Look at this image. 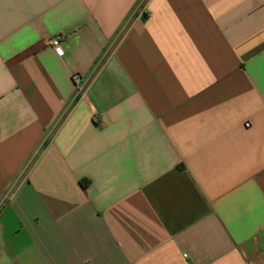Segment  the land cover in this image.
Listing matches in <instances>:
<instances>
[{
  "label": "crops",
  "instance_id": "obj_1",
  "mask_svg": "<svg viewBox=\"0 0 264 264\" xmlns=\"http://www.w3.org/2000/svg\"><path fill=\"white\" fill-rule=\"evenodd\" d=\"M0 264H264V0H0Z\"/></svg>",
  "mask_w": 264,
  "mask_h": 264
},
{
  "label": "built area",
  "instance_id": "obj_2",
  "mask_svg": "<svg viewBox=\"0 0 264 264\" xmlns=\"http://www.w3.org/2000/svg\"><path fill=\"white\" fill-rule=\"evenodd\" d=\"M62 41H63V37L60 35H57L49 40V45L52 47V49L54 50L57 56L62 55V48H61ZM71 79L76 91L81 92L84 86L82 82V78L78 74H74L71 76Z\"/></svg>",
  "mask_w": 264,
  "mask_h": 264
}]
</instances>
